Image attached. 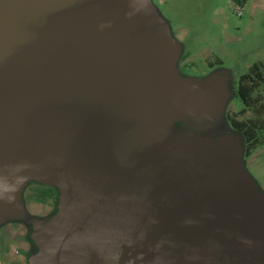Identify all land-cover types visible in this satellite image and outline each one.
Here are the masks:
<instances>
[{
	"label": "water",
	"instance_id": "obj_1",
	"mask_svg": "<svg viewBox=\"0 0 264 264\" xmlns=\"http://www.w3.org/2000/svg\"><path fill=\"white\" fill-rule=\"evenodd\" d=\"M150 0H0V225L29 183L27 264H264V195L219 114L228 77L180 74Z\"/></svg>",
	"mask_w": 264,
	"mask_h": 264
},
{
	"label": "rangeland",
	"instance_id": "obj_2",
	"mask_svg": "<svg viewBox=\"0 0 264 264\" xmlns=\"http://www.w3.org/2000/svg\"><path fill=\"white\" fill-rule=\"evenodd\" d=\"M169 34L181 47L177 68L182 76L196 79L214 73L228 77L229 96L223 110L203 121L189 118L177 127L207 135L231 133L228 117L253 119L252 111L240 115L243 103L237 95L238 79L253 65L264 74V0H150ZM264 101V83L258 91ZM236 132V131H234ZM208 133V134H209ZM239 134L244 151V138ZM259 145L242 157L244 169L264 195V130ZM55 189L29 183L23 192L25 218L0 225V264H27L33 253L29 241L31 218L45 219L54 208ZM52 213V212H51Z\"/></svg>",
	"mask_w": 264,
	"mask_h": 264
},
{
	"label": "trees",
	"instance_id": "obj_3",
	"mask_svg": "<svg viewBox=\"0 0 264 264\" xmlns=\"http://www.w3.org/2000/svg\"><path fill=\"white\" fill-rule=\"evenodd\" d=\"M239 2V0H234ZM264 83V74L261 66L253 65L249 71L241 75L238 79L237 95L243 103V109L240 112L242 116L246 111H252L254 117L250 120L237 121L231 117H228L229 123L232 129L240 133L244 138V157H249L252 151L259 145L258 135L259 132L264 130V101L258 94L261 85ZM56 190V188H53ZM58 200H55L57 203ZM56 209L54 210V213ZM53 213V214H54ZM52 214V215H53ZM29 241L33 244V242ZM33 252L36 251V247L33 244Z\"/></svg>",
	"mask_w": 264,
	"mask_h": 264
},
{
	"label": "flooded vegetation",
	"instance_id": "obj_4",
	"mask_svg": "<svg viewBox=\"0 0 264 264\" xmlns=\"http://www.w3.org/2000/svg\"><path fill=\"white\" fill-rule=\"evenodd\" d=\"M180 74H181V72H180ZM54 188V187H53ZM55 192H56V190H55ZM55 200H58V191L56 192V194H55ZM55 202V201H54ZM56 207H57V203H54V208H53V210L49 213V216L50 215H52L53 213H54V210L56 209Z\"/></svg>",
	"mask_w": 264,
	"mask_h": 264
}]
</instances>
